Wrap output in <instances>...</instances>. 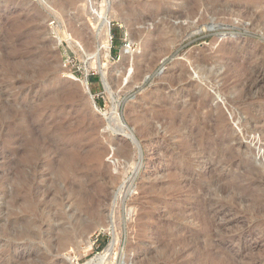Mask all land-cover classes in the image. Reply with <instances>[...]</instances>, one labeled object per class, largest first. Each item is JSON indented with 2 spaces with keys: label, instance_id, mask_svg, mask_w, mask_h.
<instances>
[{
  "label": "rangeland",
  "instance_id": "rangeland-1",
  "mask_svg": "<svg viewBox=\"0 0 264 264\" xmlns=\"http://www.w3.org/2000/svg\"><path fill=\"white\" fill-rule=\"evenodd\" d=\"M101 1L92 0L93 8ZM54 2L0 0V264H264V201L262 210L253 204L255 193L264 190V81L251 86L250 67L240 82L229 80L231 90H221L231 48L240 64L237 74L249 61L264 73V0H105L111 15L107 57L87 54L94 42L93 17L83 1ZM66 17L78 18L85 33L81 45L66 39ZM137 29L143 35L133 40ZM146 35L161 42L154 40L150 47ZM129 44L126 74L121 49ZM149 51L154 63L134 80L133 59ZM95 60L104 63L107 88ZM193 109L199 112L197 130L213 127L204 135L201 153L187 155L190 176L202 185L213 165L228 185L217 191L215 183L202 192L216 194L217 208L207 217L220 225L208 243L181 239L201 228L196 220L174 227L164 214L174 204L186 215L198 207L194 201L183 206L193 196L188 182L182 183L180 203L164 195L172 191L167 183L173 167L184 159L181 139L168 121L175 117L190 125ZM218 114L223 117L219 127L212 124ZM144 122L149 129L143 132ZM122 125L124 132L118 130ZM118 146H125L127 155H117ZM30 148L40 157L34 176L25 163ZM94 152L101 162L97 168ZM69 153L88 177L102 172L119 177L107 186L103 217L68 214L79 225L72 241L59 248L54 237L44 236V222L32 238L22 233L29 219L22 209L29 198L21 197L20 179L40 182L33 197L48 188L64 190L56 169ZM13 193L17 203L9 208ZM70 204L64 199L63 210L69 213Z\"/></svg>",
  "mask_w": 264,
  "mask_h": 264
},
{
  "label": "bare ground",
  "instance_id": "bare-ground-1",
  "mask_svg": "<svg viewBox=\"0 0 264 264\" xmlns=\"http://www.w3.org/2000/svg\"><path fill=\"white\" fill-rule=\"evenodd\" d=\"M53 1H55L54 4L55 3L58 4L61 0H57V1L53 0ZM82 1H83L82 5L84 7H86L88 13L93 17V23L91 25H92V28H93V31H94V35H93L94 42L92 43V47L89 48V53H87V54L88 55H94V56L103 55V56L107 57L108 54H109V50H110V42H109L110 32H109V30H110V20H111L110 18H111V15H109V13H108L109 10L107 9L109 7H107L106 3L104 2L105 0L101 1V4H99L98 8H93L92 0H82ZM185 4H186V2H185ZM109 6H110V4H109ZM70 16H71V14H70ZM61 17H62V15H61ZM74 18H76V17L67 18L66 23L68 22V29L65 32V36H66L67 40L70 39V40H72V42L77 43L78 45H81L82 41H84V38L82 36V33H84L83 32L84 30L81 31L82 29H80L79 26L77 25L78 22H77L76 19H78V18H76V19H74ZM83 21H84V19H83ZM158 31H160V29ZM158 31H155V32H157V34H158ZM142 32L143 31L137 29V30H134L133 32H131L132 35L131 34H129V35H131L130 37L133 40H135V39L138 40V38L140 40L141 35H143ZM145 32L146 31H144V34H145ZM85 39H87V38H85ZM157 39L158 38H154V37H151L149 35H146L145 43H148V45H149L150 43H154V40L156 42ZM141 42H142V40H141ZM157 42L160 43L161 41H157ZM145 43H144V45H145ZM163 43L164 42H162L161 44H163ZM77 44H76V46H77ZM155 46H157V45H155ZM129 47H130V44L129 45H124L123 48L121 49V56L123 57V60H124V65H122V66H124V70L125 71H123V72H125V73L128 71V69L130 67V57L128 55H126V53H128V51H126V48H129ZM145 48H146V46H145ZM148 49H149V47H148ZM150 49L152 50V48H150ZM154 49L152 50L153 53L156 50V49L155 50ZM231 50H232V48H231ZM231 50H228V52H226L229 55L230 61H229L228 65H227L226 71L224 73H222V75H221V80H222V89L221 90H222V92L229 91V90H231L234 87V85L230 84V82H229V80L231 78L235 79V77H236L237 79L234 80L235 83L238 82V81L240 82L242 80V78L248 73L247 72L245 74L244 72H246L250 67L251 68L249 69V73L253 77L252 78V83L250 85L251 86L255 85L257 80L264 81V73L261 72V70L256 65L250 66L249 64L252 63L250 61H249L248 65H246V64H245V66L243 65L244 66V68H242V69H244L243 73H242V71L240 69L242 74H237V68L240 67L239 66L240 64L237 65L238 62L236 64V54H234V52H233L234 50L233 51H231ZM236 52H238V51H236ZM153 53L151 51H149L146 54L144 53V54L140 55L139 57H135L136 59H133V62L135 63L136 69H137V72H136V74L133 77L134 80L140 79L142 77V75L152 66V64L154 63V59H155ZM237 54H239V53H237ZM122 61H121V63H122ZM201 62H202V60H201ZM93 65L96 67V69L100 73L101 81L103 82L104 86L108 85V83L105 81L106 79L104 77V70H103L104 63L100 62V60L97 63L96 60H95V62H93ZM236 65L239 66V67L236 68ZM249 73H248V75H249ZM176 75L174 74V77ZM180 75H182V74L180 73ZM177 78H178V75H177ZM169 80H170V77H169ZM106 88H107V86H106ZM189 90H190V88H189ZM198 96H200V95H198ZM195 97H197V96H195ZM263 98H264V96H263ZM258 99H259V97H258ZM238 101H239V99H238ZM205 105H207V104L205 103ZM249 109H250V107H249ZM194 112H195L194 113L195 116H193L192 123L190 125H187L185 123V120H177L175 117H172L170 119L171 121H168L169 128L171 129V131L173 133H175L177 136H179L180 139H181V144L183 146V148L181 150L183 152L181 150H179V151L181 153V158L183 157L184 159L182 158L183 160H182V163L180 165L173 167V171H172V173L170 175V177H171L170 181H169V183H167L168 187L172 188V191L171 192L168 191L167 194L164 193V195L167 196L168 199H170V201L172 200L173 201L172 203H174L175 201H178V199H177L178 198V194L183 191L182 183L183 182H188V184L190 183L188 191L190 193H192L193 196L186 197V199L183 201V206L191 203L192 201H194V203H196L198 205V207L196 206L197 209L195 211H190V213L188 215H186L184 213V211H182L181 207H178L176 204H174L171 207L167 206V210H166V212L164 214L166 215V218L168 217L166 222L170 223V225L174 226V227H178V224H180L181 222L189 223V221H188L189 218H192V220H196L197 222H199V225H200L201 228L198 229V230L194 229L195 230L194 233L192 232L193 230H190V233L188 234V236H183L182 238L181 237L180 238L183 241H187L188 243H190V242L200 243L202 241L201 239L205 240V242L208 243V242L212 241L211 239L213 237L218 236L217 232H218V229H219L218 227L220 225L218 226L216 224V222H215V219L211 218V216L207 217V215H209L212 210H214V209L216 210V208H217V207H215V204L217 203V201L215 199V196H213L215 193H213L211 191L210 192L208 191L209 195H206L207 193L205 195H203L204 193H202V192L207 190L206 187H210V189H211V187H212L211 185H214L215 183H216L217 186L215 185L214 190L217 189V191H222L228 185H226L227 182L225 183L224 178L220 174H218L217 169L213 165L209 166L208 174L206 176V179L204 180L205 182L202 185H199L195 181V178L193 180L192 177L190 176L189 172L191 171V167H192V159L188 158L187 155L189 156V155L195 153L194 151L197 150V149L198 150L200 149L199 152L201 153V150L204 149V147H205V143H203L204 135L209 132L210 128L213 127V126L209 127V125L207 124V126L204 127L203 129L200 128V129L197 130L194 125L196 124L195 122L198 121L200 118H199V112L197 110H194ZM248 114H246V115L248 117H250V115H248ZM187 118H189V117H187ZM262 118H264V117H262ZM210 119L213 120V118H210ZM259 120H261V119H259ZM187 121L189 122V120H187ZM212 122H213L212 124L214 126L219 127V126H221V124L223 122V117L220 114H218V115H216V117L214 118V120ZM148 124H149L148 122H144V125H143V128H142V129H144L143 132L144 131H148V129H149L148 128ZM125 129H126L125 126H123V127L120 126L118 128V130H121L123 132L125 131ZM196 130H197L198 134L194 133ZM245 131L248 132V129L245 128ZM211 132H213V131H211ZM261 132L264 133V130H262ZM213 134H216V133H213ZM258 135L260 136V134H258ZM195 144L199 145V148H196ZM216 146H217V144L215 145V147ZM260 149H261V147H260ZM158 152H159V150H158ZM38 154L39 153L37 152V149L30 148L28 153L25 155L26 156L25 157V159H26L25 161H27L25 163L26 164L28 163V165L30 166L29 169L33 173V176H34V172H36L37 164L40 161V157H39ZM116 154L117 155H127V149L125 148V146H118L117 149H116ZM65 157L66 158L63 160L62 164L56 169L57 178L64 182V190H57L56 188H48L47 190L44 191L43 194H40V193H38L36 191L35 193H38V194H35L34 197H33V195L31 193H32L33 190L35 191L38 188V184L40 182H38V181L34 182L32 180L33 179L32 177H31L32 179H29V180L27 178H25V177L20 179V189L22 190V196L21 197L29 198V200L27 199L26 204L23 205V209H22V211L24 212V215L28 214V218H29L28 220H26V223H25L26 230L24 229V232H22V233L23 234L26 233L24 236L28 235V236H31V238H32L33 234H35V233L37 234V230H41L43 228V223L42 222H44V226L47 227L46 228V232H45L46 234L44 236H46V237H51L52 236V238L54 237V242L55 243H53V244L54 245H58L59 248L67 246L72 241V238L74 237V233L76 234V232H77V231H75V226L79 225L78 219L75 222L70 221V220H72V218L69 217V218H71L69 220V218L67 217L68 214L71 213L72 215L74 214L75 217H78L79 214L81 212H83V213L87 214V216L89 215V216L96 217V218L103 217V212L100 210V205H101L102 202L104 203L105 196L107 195V186H108V184L114 183L119 177L118 175H109V176L107 175L108 176V179H107V176L102 174L103 172L100 173V174H96L94 176L88 177V176L84 175L85 173H81L79 171L78 167L75 165L76 161L74 159V154L69 153L67 156L65 155ZM92 159L95 160L96 168H97V166L101 165V162H100V159H99V154L97 152H94L92 154ZM166 163L168 165H170V164H173V161L172 160L171 161H166ZM83 166H85V165H83ZM31 172H30V174H31ZM100 179L104 180V183L103 182H98V180H100ZM43 183H44V181H43ZM233 186H234L233 188L236 187L235 185H233ZM127 188H128V186H127ZM236 190H237V188H236ZM15 192H16V189H15ZM194 193H196V195H194ZM165 196H164V198H165ZM64 199L68 200V202L71 203L70 205H72L71 209L69 210V213L66 212L65 210H63V208H62ZM263 201H264V190H261L260 193H255L254 199H253V204L257 205V207H259V209H260L262 204H263ZM16 203H17V201H16V193H13L12 200H10V203L8 204V205H10L9 208L15 207ZM220 205H222V204H220ZM260 210H262V209H260ZM39 212L43 213V219L42 220H37L36 219L37 218V214ZM12 214H13V211L11 212L10 216ZM15 214L13 216H15ZM30 215H33V218H31ZM13 216H11L12 217L11 220L9 218L11 223L15 222L14 220H15L16 217L14 218ZM26 217H27V215H26ZM162 220H161V222H162ZM38 221H40V223H37ZM36 228H37V230H36ZM78 229H79V227H78ZM20 232H21V230H20ZM38 234H39V232H38ZM19 236L20 235H18L17 238H19ZM14 237L16 238V235ZM155 237H156V235H155ZM20 239H22V237Z\"/></svg>",
  "mask_w": 264,
  "mask_h": 264
},
{
  "label": "trees",
  "instance_id": "trees-1",
  "mask_svg": "<svg viewBox=\"0 0 264 264\" xmlns=\"http://www.w3.org/2000/svg\"><path fill=\"white\" fill-rule=\"evenodd\" d=\"M93 78H97V77H93Z\"/></svg>",
  "mask_w": 264,
  "mask_h": 264
},
{
  "label": "built area",
  "instance_id": "built-area-1",
  "mask_svg": "<svg viewBox=\"0 0 264 264\" xmlns=\"http://www.w3.org/2000/svg\"><path fill=\"white\" fill-rule=\"evenodd\" d=\"M111 38V37H110Z\"/></svg>",
  "mask_w": 264,
  "mask_h": 264
}]
</instances>
